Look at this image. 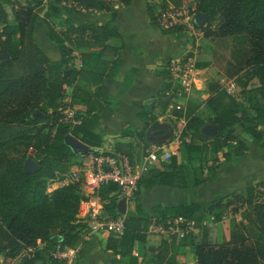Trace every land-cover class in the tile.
<instances>
[{
    "label": "trees",
    "instance_id": "obj_1",
    "mask_svg": "<svg viewBox=\"0 0 264 264\" xmlns=\"http://www.w3.org/2000/svg\"><path fill=\"white\" fill-rule=\"evenodd\" d=\"M54 1L57 4L72 1L93 11L109 12L113 6L104 0ZM193 1L194 12L208 18L202 28H195L204 39L241 35L247 39L250 54L245 72L234 81L240 88L239 97L229 96L218 85L209 86L210 95L206 99L192 92L182 94L180 98L186 100L187 109L194 110L179 134V149L188 155L190 175L186 165L178 164L172 155L167 163L161 164L162 170L148 171L138 188L167 185L186 189L207 181L213 183L220 165L219 153L223 159H230L247 152L246 145L235 135L237 128L255 141L262 138L258 128L264 129V0ZM4 4L10 6L11 18ZM41 4L42 0L25 5L0 1V264H65L52 253L92 242L78 233L86 229L77 219L82 200L80 184H68L50 194L46 188L50 181L63 178L70 161L79 155L64 144L67 134L93 148V154H98L102 147L100 112L109 100L102 99L101 87L106 80L115 78L123 50L122 37L109 21L102 25L69 24L65 31L55 30L47 23L48 39L61 56L57 62L50 61L33 37ZM182 5L183 0H158V4L148 3L146 11L151 24L159 27L157 9L168 6L179 9ZM161 30L164 34L184 31L182 27ZM191 58L198 70L212 63L211 50L207 48ZM253 79L259 87L248 89ZM173 114L177 119L183 117L181 110H174ZM207 125L216 126L214 138L202 134ZM143 132L144 129L142 135ZM123 148L117 145L114 153L135 158ZM195 153L201 155L200 159L190 157ZM26 159L37 164L36 173L25 172ZM208 163L210 166L206 167ZM117 196L115 185L101 189L103 219L120 216ZM152 212L149 217L137 206L135 214H127L129 221L120 238L105 236L104 250L119 256L111 264H123V258L131 263L136 261L133 246L145 242L150 218L164 227L169 221L182 219L181 230L186 229V222L192 221L194 228L202 231V238L195 242L193 232L183 237L164 234L149 264H171L167 261L169 255L185 249L193 250L195 264H264L262 184L217 196L211 202L154 207ZM206 218H210L209 225L204 223ZM129 222L134 226L130 227ZM55 236L57 242L52 241Z\"/></svg>",
    "mask_w": 264,
    "mask_h": 264
},
{
    "label": "crops",
    "instance_id": "obj_2",
    "mask_svg": "<svg viewBox=\"0 0 264 264\" xmlns=\"http://www.w3.org/2000/svg\"><path fill=\"white\" fill-rule=\"evenodd\" d=\"M11 1L25 5L36 0ZM104 1L113 3L109 12L86 10L72 1L57 4L54 0H42L34 26L36 45L50 61L57 62L61 56L57 46L48 39L47 23L55 30L65 31L69 24L102 25L109 21L122 37L123 50L117 61L115 78L106 80L101 87L102 99L109 100V104L100 112V130L103 136L101 151L115 152L116 146L121 145L123 150L136 157L139 148L144 153L152 146L159 145L166 153L175 155L178 164L187 166L188 155L179 149V134L194 110L187 109L186 100L178 97L176 86L169 83L167 62L172 58L193 60L191 56L200 55L205 48L210 49L212 63L205 69H195L192 88V93L206 99L210 95V85L223 88L226 83L243 75L245 62L250 54L248 43L246 45L240 42L236 39L237 36L204 39L199 34L194 42L184 32L164 34L159 27L151 24L146 11L148 3H156L158 0H131L127 4H122L121 0ZM3 8L11 18L10 6L4 4ZM46 13L48 15L45 16ZM257 87L259 83L256 79L248 83V89ZM239 93L238 87L235 98L239 97ZM174 110H181L183 117L177 119L173 114ZM173 123L178 124L179 131L176 139L171 140L176 134ZM258 130L262 139L256 145L251 136L244 134L241 128L236 129L235 135L246 145L247 152L230 159H223L219 153L217 157L220 165L215 171V182L207 181L186 189L167 185H155L149 189L140 186L134 199L127 202L126 215L135 214L138 206L142 214L152 217L154 207L203 204L211 202L217 196L238 193L245 187L257 184H262L264 191V129L259 127ZM200 156L196 153L190 155L192 158ZM208 166L210 163L206 167ZM152 169L162 170L160 162L155 163ZM188 172L190 175V166ZM204 173L206 176V170ZM154 222L150 218L145 230V242H137L133 246L132 255L136 261L131 263L128 258H123V264H149L148 261L157 252L162 239ZM204 223L209 225L210 218H206ZM104 243L105 236L100 240L92 238L91 243L78 249L74 264H111L119 259L111 251L104 250ZM168 260L171 264H195L192 249L171 254Z\"/></svg>",
    "mask_w": 264,
    "mask_h": 264
},
{
    "label": "built area",
    "instance_id": "obj_3",
    "mask_svg": "<svg viewBox=\"0 0 264 264\" xmlns=\"http://www.w3.org/2000/svg\"><path fill=\"white\" fill-rule=\"evenodd\" d=\"M158 4V2H156ZM195 3L183 0V5L179 9L171 6L157 9V24L161 29L180 28L185 31L194 29L191 19L194 12ZM76 66H80L77 60ZM168 81L178 87L177 96L192 92L193 77L195 72L194 62L188 58H172L167 62ZM238 86L234 81L228 82L223 89L232 97H236ZM179 109V107H177ZM70 117V113L68 115ZM171 154L166 153L159 145L152 146L147 152L138 158L129 157L114 152H103L99 149L98 154H79L78 165L72 166L63 178H56L50 181L46 188V193L50 194L55 189L72 183H79L82 192V200L79 205L77 219L86 225V229L81 236L87 240L90 236L104 232L109 236L120 238L125 230L126 215H120L113 220L102 218L100 192L104 186L109 184L118 188V200L125 199L129 202L134 199L138 191V184L157 162L167 163ZM184 223L182 219L169 221L167 227L160 224L155 225L158 232L163 236L179 235L183 237L188 232H194V223L186 222V229L181 230L179 225ZM79 248L57 249L52 256L62 260L65 264H73Z\"/></svg>",
    "mask_w": 264,
    "mask_h": 264
},
{
    "label": "water",
    "instance_id": "obj_4",
    "mask_svg": "<svg viewBox=\"0 0 264 264\" xmlns=\"http://www.w3.org/2000/svg\"><path fill=\"white\" fill-rule=\"evenodd\" d=\"M207 20H208V18L204 14L195 13L193 15L192 19H191V24L195 28H202L206 24ZM2 57L4 59H7V56L5 54H3ZM216 133H217V128L214 125H207L202 130V134L205 135L208 138H214ZM149 134L150 133H147V135H149ZM63 141H64V144L74 153H77V154H81V153L92 154L94 152L93 148H91L88 145L84 144L83 142H81L77 138L71 136L70 134H67L64 137ZM23 167H24L25 172L26 173H30V174H34L38 170L37 164L32 159H26L25 162H24ZM126 206H127V202H126L125 199H122V200H120L118 202L117 210H118V213L120 215H125L126 214ZM52 241L57 242L58 241V237L57 236L52 237Z\"/></svg>",
    "mask_w": 264,
    "mask_h": 264
},
{
    "label": "rangeland",
    "instance_id": "obj_5",
    "mask_svg": "<svg viewBox=\"0 0 264 264\" xmlns=\"http://www.w3.org/2000/svg\"><path fill=\"white\" fill-rule=\"evenodd\" d=\"M186 1H188V0H186ZM196 30V29H195ZM194 29H187V30H185V31H183L186 35H187V37L188 38H191V39H193V41L195 42V40L196 39H194L195 37L196 38H198L199 37V34L200 33H197L196 31H195ZM197 33V34H196ZM201 35V34H200ZM236 39H238L240 42H242V43H246V45H247V41H246V37L244 36V35H241V36H237V38ZM248 47V46H247ZM227 84V83H226ZM226 84L223 86V87H225L226 86ZM66 92H67V95H68V97H69V95H70V90L69 89H67L66 90ZM173 127H174V130H175V135L173 136V138L171 139V140H174V139H176V136L178 135L177 134V132L179 131V128H178V124H174L173 123ZM262 139V138H261ZM260 139V140H261ZM256 145H257V143L259 142V140L258 141H253ZM101 150V149H100ZM104 152V151H103ZM138 153H137V156L135 157V158H138V157H140L142 154H144L143 152H142V150L139 148L138 149V151H137ZM198 159V158H197ZM200 159V158H199ZM79 157H74L71 161H70V163H69V169L72 167V166H74V165H78V162H79ZM184 160L185 161H187V159L186 158H184ZM196 162H193V164H195ZM161 164H164V163H160V165ZM187 164V168H189V163L187 162L186 163ZM198 163H196V165H197ZM101 210H102V206H101ZM126 215V214H125ZM126 217H127V220H126V222L125 223H128V216L126 215ZM129 225H130V227H133L134 226V223L133 222H129ZM125 226H126V224H125ZM84 231V229L83 230H79V235L80 234H82V232ZM107 234L106 233H104V232H99V233H96V234H94V235H92V236H90L87 240H90V239H92V238H96V240H100V238H103L104 236H106ZM194 238H195V240L196 239H199V240H201V238H202V231L200 230H198V231H194ZM0 260H1V258H0ZM73 264H74V261L72 262Z\"/></svg>",
    "mask_w": 264,
    "mask_h": 264
}]
</instances>
